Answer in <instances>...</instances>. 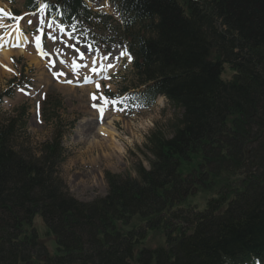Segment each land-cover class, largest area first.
Segmentation results:
<instances>
[{
  "label": "trees",
  "instance_id": "obj_1",
  "mask_svg": "<svg viewBox=\"0 0 264 264\" xmlns=\"http://www.w3.org/2000/svg\"><path fill=\"white\" fill-rule=\"evenodd\" d=\"M112 1L145 87L127 101L163 94L181 118L170 138H147L149 169L104 172L108 192L91 202L58 175L62 132L34 153L13 144L15 120L0 123V264H264V0ZM45 2L66 21L90 15L81 0ZM157 230L164 244L146 247Z\"/></svg>",
  "mask_w": 264,
  "mask_h": 264
},
{
  "label": "rangeland",
  "instance_id": "obj_2",
  "mask_svg": "<svg viewBox=\"0 0 264 264\" xmlns=\"http://www.w3.org/2000/svg\"><path fill=\"white\" fill-rule=\"evenodd\" d=\"M100 1L92 0L90 5L92 8H97L100 6ZM19 7L20 3H17L15 8ZM106 9L116 16L111 7ZM98 21L102 26L98 28V31L91 30L95 40H101V36L106 35L117 38L116 25L113 21L100 19ZM102 28L106 32H99ZM53 33L55 34L52 35L53 38L55 37L54 40L50 37L46 39V37V40L41 42L45 55H41L40 51L29 44L23 53L12 51L9 55V57L11 56L10 60L0 57V93L7 90L12 91L9 97L2 98L0 102V123L15 120L16 129L13 144L34 153H38L41 145L51 139L55 132H62L65 159L57 169L58 175L71 196L82 202H91L95 198L105 196L108 192L104 172L122 177H137L136 166L141 164L147 169L149 161L153 159L151 153L145 148L147 138L156 131H160L164 137L170 138L181 118L182 111L166 99H157L155 104L149 108L132 111H127L115 103L104 104V101L99 97L104 96L105 90L117 92L121 86L132 84L131 81L134 78L129 62L122 60L109 73L110 75L107 72L105 77H99L98 74L95 79V75L104 71L103 69L107 65L106 63L101 64L103 57L88 61L91 56L89 54L84 55V58L81 59L79 53L72 47L73 45L80 46L74 37H66L63 34V37H59L58 35L61 34L59 31H53ZM49 41L53 42L49 43ZM53 47H56L55 51L60 50L62 53L59 52L65 55L63 59L69 61L67 64H59L58 59L55 60L52 53ZM0 48L5 49L1 42ZM80 48L86 49L82 46ZM119 48L116 46L110 50L109 53L112 55L109 56V59L117 55ZM72 61H75L78 66L75 73ZM93 61L95 62L91 64ZM92 69H96L97 72ZM53 72H63L67 75L57 79L53 76ZM232 74L233 70H230L228 64H225L221 75L222 79H229ZM85 76L90 78V82H85L83 79ZM99 79L101 87L97 90L95 81ZM66 80L73 82L69 84L65 82ZM19 81L25 84L15 86ZM93 93L98 97L95 101L92 99ZM94 103L98 107L102 106L107 109L108 115H105L103 122L109 121L111 126L113 123L114 137L119 146L106 145L104 142L108 140V137L100 136L95 129L92 133L95 135V142H91L92 134L88 135L86 125L89 122L94 123L92 121L93 114L96 115L95 111L98 108L92 106ZM194 166L197 167V164ZM183 171L186 173L187 168ZM208 196L212 197L214 194ZM205 199L206 196L202 193H199L194 199L199 203L200 210L205 208ZM194 200L190 198L187 200V204L194 203ZM183 205L185 206L186 203ZM34 223L39 238L45 241L49 253L54 255L53 238L48 240L45 237L46 229L38 214L34 218ZM164 242L165 237L161 230L149 231L145 246L155 247L163 245Z\"/></svg>",
  "mask_w": 264,
  "mask_h": 264
},
{
  "label": "bare ground",
  "instance_id": "obj_3",
  "mask_svg": "<svg viewBox=\"0 0 264 264\" xmlns=\"http://www.w3.org/2000/svg\"><path fill=\"white\" fill-rule=\"evenodd\" d=\"M9 40H10V46L12 48H17L18 49L16 51L17 53H21V52L23 53L24 48H25V46L27 45V42H28V36L26 34H24L23 32H21L18 28H15V29H12V31L10 33V36H9ZM0 42H1V40H0ZM14 44H19L20 46L19 47H14L13 46ZM11 50L13 51L14 49H11ZM12 51H10L9 49L8 50L7 49H3V50L1 49L0 57H2L4 60H8L9 59V55L12 53ZM86 64H89V63H86ZM93 116H94V118L92 119V121H94V123L93 122H89L86 125V132H88V135L92 134L93 130L95 129V131L97 130L96 133H98L100 136L108 137V140H106L104 142L106 145H108V146H111V145L119 146L116 138L114 137L115 136V127H114L113 123H112V126H111L110 125L111 122H109V121L103 122L104 119H105V109H104V116H103L102 119L97 117L98 116L97 112H96V115L93 114ZM85 123H86V121H85ZM95 124H96V126H95ZM90 137L92 138V139H90L91 142H95V135L92 134Z\"/></svg>",
  "mask_w": 264,
  "mask_h": 264
},
{
  "label": "snow or ice",
  "instance_id": "obj_4",
  "mask_svg": "<svg viewBox=\"0 0 264 264\" xmlns=\"http://www.w3.org/2000/svg\"><path fill=\"white\" fill-rule=\"evenodd\" d=\"M37 4H38V10H39L41 13L45 12V11L50 7V5H49L48 3H41L40 0H37ZM4 15L7 16L8 14H7V13H4ZM28 23H31V21H28ZM40 23L43 24L44 21L41 20ZM48 27H49V28L52 27V23H51V22L48 23ZM73 28H74V26H73ZM39 31L41 32V35H36L35 38H34V39H35V46H36V49H37L38 51H40L41 55H45V53L42 51V45H41V39H42L43 29H39ZM60 31H61V32H64V31H65V28H64L63 26H60ZM69 35H70V34H69ZM51 39H54V38H51ZM13 46H14V47H19L20 45H19V44H14ZM72 47L75 48L74 45H73ZM75 50H76L77 53H79L80 58L83 59V58H84V53H83V52H80V50H79L78 48H76ZM89 50H90V46H89ZM111 55H112V53H109L108 56H104L103 58H104L105 60H108V59H109V56H111ZM124 56H128V53H127L126 51H123V50H122V51H120L119 56H117L116 58L119 59L120 57H124ZM128 59L130 60L131 57L128 56ZM94 62H95V61H93V63H94ZM61 63H63V61H61ZM54 66H55V65L53 64V67H54ZM108 67H113V65H111V64L109 63ZM72 68H73V72H74V73L77 72V68H78V66L76 65L75 61H73V63H72ZM8 70H9V71H12L11 69H8ZM92 71H96V69H92ZM52 74H53V76L56 77L57 79H59L61 76H65V75H67L66 73H63V72H53ZM83 79L85 80V82H90V78L87 77V76L83 77ZM65 82L71 84L73 81H72V80H66ZM100 87H101V85H100L99 83H97V84H96V88H97V90H99ZM108 87L110 88V85H109ZM21 91H23V89H21ZM92 99H93L94 101L98 99V97H97V95H96L95 93L92 94ZM99 99H102V100L104 101V104H108V103H113V104H114V103H116V101H109V100L107 99V97H104L103 95H101V96L99 97ZM92 106H93L94 108H97V107H98L97 104H95V103H94ZM37 107H39V106H37ZM98 111L100 112L101 117H102V116H103V113H104V107H102V106L99 107V108H98Z\"/></svg>",
  "mask_w": 264,
  "mask_h": 264
}]
</instances>
